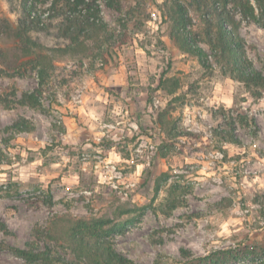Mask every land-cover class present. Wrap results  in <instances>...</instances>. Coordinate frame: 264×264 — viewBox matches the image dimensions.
<instances>
[{
    "label": "rangeland",
    "instance_id": "1",
    "mask_svg": "<svg viewBox=\"0 0 264 264\" xmlns=\"http://www.w3.org/2000/svg\"><path fill=\"white\" fill-rule=\"evenodd\" d=\"M163 2L118 0L116 13L99 0L114 40L75 56L48 52L54 69L40 85L35 56H23L18 38L30 23L24 4L44 14L45 29L30 36L50 50L66 45L61 18L49 15L52 0H0V242H37L51 264H83L43 232L58 218L110 219L125 225L114 246L131 264H201L231 249L241 250L235 264H264L245 251L264 239V96L254 99L212 56L206 71L180 51ZM239 31L264 73V29L243 21ZM161 78L179 81L175 95ZM222 111L234 117L239 145L217 133ZM172 186L185 203L170 212ZM0 264L46 263L0 249Z\"/></svg>",
    "mask_w": 264,
    "mask_h": 264
},
{
    "label": "trees",
    "instance_id": "2",
    "mask_svg": "<svg viewBox=\"0 0 264 264\" xmlns=\"http://www.w3.org/2000/svg\"><path fill=\"white\" fill-rule=\"evenodd\" d=\"M100 1L107 9L116 13L121 11L118 0ZM161 8L170 24L171 37L180 51L197 57L206 71L213 70L209 61V57L212 56L222 71L232 80L244 84L254 99L264 96V73L257 70L248 59L245 40L239 31L243 21L255 22L264 29V0H164ZM24 10L29 12L30 23L19 25L18 38L24 45L21 49L23 56H35V68L40 85L46 82L49 73L54 69L48 52L75 56L86 52L90 48V42L101 39L108 42L114 40L113 35H108V25L101 16L99 0H52L49 15L52 12V18H61L56 28L66 42L64 47L55 50L44 47L30 36V31L42 32L45 29L42 23L44 14L30 12L26 3ZM194 20L198 22V30H193ZM201 44L209 48L210 54L201 47ZM3 73L0 71V75ZM159 87L168 95H175L180 84L176 78H161ZM28 104L35 107L40 101L37 96L31 95ZM229 112L222 111L217 116L223 121V127L217 133L226 143L239 145L235 120L227 114ZM159 120L164 130L170 126L164 121L163 115ZM251 122L256 128L257 122L255 120ZM16 126L18 129L22 127L20 124ZM261 153L264 159V152ZM166 176L168 174L164 173L158 179L156 193L160 191L161 181ZM169 191L173 197L177 190L172 186ZM184 203L180 197H173L170 199L169 211L172 212ZM124 227L125 225L122 228L121 225L114 224L110 219L58 218L47 231L43 232V236L50 241L66 243L72 254L83 264H131L114 246V236L122 232ZM0 249L10 250L17 257L30 263L51 264L55 260L49 251H42L37 242L27 244L26 248L0 242ZM248 250L256 258L264 260V239L245 248V251ZM240 251L216 250L201 257V264H235V255Z\"/></svg>",
    "mask_w": 264,
    "mask_h": 264
},
{
    "label": "built area",
    "instance_id": "3",
    "mask_svg": "<svg viewBox=\"0 0 264 264\" xmlns=\"http://www.w3.org/2000/svg\"><path fill=\"white\" fill-rule=\"evenodd\" d=\"M34 14V13H33ZM32 17H34V16H32Z\"/></svg>",
    "mask_w": 264,
    "mask_h": 264
}]
</instances>
